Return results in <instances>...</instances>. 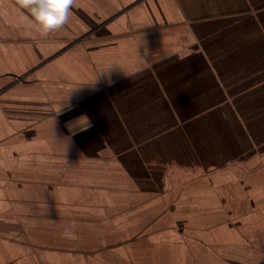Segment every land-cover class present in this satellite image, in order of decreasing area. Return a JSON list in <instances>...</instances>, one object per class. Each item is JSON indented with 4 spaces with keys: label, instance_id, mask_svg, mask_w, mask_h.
<instances>
[{
    "label": "crops",
    "instance_id": "obj_1",
    "mask_svg": "<svg viewBox=\"0 0 264 264\" xmlns=\"http://www.w3.org/2000/svg\"><path fill=\"white\" fill-rule=\"evenodd\" d=\"M0 264H264V0H0Z\"/></svg>",
    "mask_w": 264,
    "mask_h": 264
},
{
    "label": "clouds",
    "instance_id": "obj_2",
    "mask_svg": "<svg viewBox=\"0 0 264 264\" xmlns=\"http://www.w3.org/2000/svg\"><path fill=\"white\" fill-rule=\"evenodd\" d=\"M16 5L27 10L36 24L40 35L61 29L70 19V11L77 6L78 0H15ZM63 237L69 240L77 238L74 225L66 226Z\"/></svg>",
    "mask_w": 264,
    "mask_h": 264
}]
</instances>
